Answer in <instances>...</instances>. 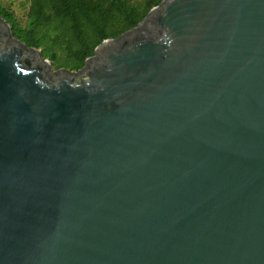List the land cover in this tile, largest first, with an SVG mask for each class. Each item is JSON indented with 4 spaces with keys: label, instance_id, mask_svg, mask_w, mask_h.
Returning <instances> with one entry per match:
<instances>
[{
    "label": "water",
    "instance_id": "95a60500",
    "mask_svg": "<svg viewBox=\"0 0 264 264\" xmlns=\"http://www.w3.org/2000/svg\"><path fill=\"white\" fill-rule=\"evenodd\" d=\"M92 59L0 16V264H264V0H161Z\"/></svg>",
    "mask_w": 264,
    "mask_h": 264
},
{
    "label": "trees",
    "instance_id": "16d2710c",
    "mask_svg": "<svg viewBox=\"0 0 264 264\" xmlns=\"http://www.w3.org/2000/svg\"><path fill=\"white\" fill-rule=\"evenodd\" d=\"M161 0H29L26 20L0 5L12 35L52 63L78 69L94 48L136 26ZM65 68V67H64Z\"/></svg>",
    "mask_w": 264,
    "mask_h": 264
},
{
    "label": "rangeland",
    "instance_id": "374dc122",
    "mask_svg": "<svg viewBox=\"0 0 264 264\" xmlns=\"http://www.w3.org/2000/svg\"><path fill=\"white\" fill-rule=\"evenodd\" d=\"M0 5L11 11L16 19L20 23H24L26 20V13L29 6V0H0ZM40 49V48H38ZM41 50V49H40ZM46 58V57H45ZM48 59V58H47ZM49 60V59H48ZM50 62V68L49 70H55L58 68H67L64 63H56V62ZM72 71H77V69H70ZM86 77V74H82L81 78L84 79Z\"/></svg>",
    "mask_w": 264,
    "mask_h": 264
},
{
    "label": "flooded vegetation",
    "instance_id": "af4514ba",
    "mask_svg": "<svg viewBox=\"0 0 264 264\" xmlns=\"http://www.w3.org/2000/svg\"><path fill=\"white\" fill-rule=\"evenodd\" d=\"M114 45L117 46L118 44L114 43ZM92 56H93V54L91 56H88V57H90L89 60L85 59L84 64L81 67H84V66L88 67L91 64V62H93Z\"/></svg>",
    "mask_w": 264,
    "mask_h": 264
}]
</instances>
